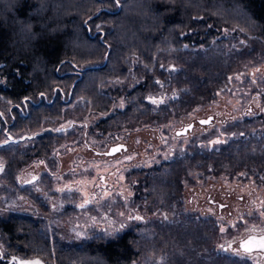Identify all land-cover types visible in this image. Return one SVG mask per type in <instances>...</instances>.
Wrapping results in <instances>:
<instances>
[{
  "label": "trees",
  "instance_id": "1",
  "mask_svg": "<svg viewBox=\"0 0 264 264\" xmlns=\"http://www.w3.org/2000/svg\"><path fill=\"white\" fill-rule=\"evenodd\" d=\"M232 33L264 43V0H0V133L35 142L42 157L63 134L61 122L72 119L69 109L84 101L99 117L82 122L85 139L117 138L124 127L132 134L139 123L129 127L113 109L125 94L127 114L145 110L156 120L164 93H151L150 82L160 54L224 45ZM134 71L141 77L130 90L114 86ZM0 230L5 254L54 264H133L140 257L132 230L66 248L43 239L28 218L0 220Z\"/></svg>",
  "mask_w": 264,
  "mask_h": 264
},
{
  "label": "rangeland",
  "instance_id": "2",
  "mask_svg": "<svg viewBox=\"0 0 264 264\" xmlns=\"http://www.w3.org/2000/svg\"><path fill=\"white\" fill-rule=\"evenodd\" d=\"M151 73L150 91L153 94L236 93L226 96L227 102L234 107L241 101L242 107L248 109L250 103L257 104L254 94H264V43L232 33L224 45L162 52ZM136 77L140 78L141 74L134 71L129 79L114 83V86H121L126 93L140 80ZM125 99L126 95L122 94L113 110L124 122L130 123L129 127L139 123L135 132L128 134L124 127L117 138L90 135L87 141L92 146L103 147L98 150H105L107 141L130 140V153L106 159L86 149L79 155L74 148L77 129L63 133L49 153L31 163L20 156L27 147L26 143H9L0 147V165L4 168L0 173V219L6 220L14 214L33 216L40 222L39 235L58 248L79 246L93 239L108 240L132 230L137 235L136 245L140 250L139 260L133 264H209L210 243L214 241L216 246L219 241L239 234V224H233L227 215L225 220H206L204 212H191L187 205L186 208L181 206L180 211L168 205L156 209L155 202L160 204L163 197L174 193L171 180L176 177V167H184L180 164L181 158L195 157L200 150L195 149L197 143L190 137L175 136L179 123L171 112L167 113L168 120H165L161 133L155 129L139 131L152 124L144 123L148 111L143 110L142 115L131 117L127 114ZM3 104L0 98L2 109ZM86 106L82 101L71 107L70 117L92 125L98 116ZM72 119H64L60 126H69ZM144 136L150 143L141 153L139 145ZM8 138L0 133V143ZM135 145L138 147L134 148ZM203 151L220 163L228 161L234 154L235 163L244 162L249 168L239 172L219 168L216 174L208 176L213 173L209 171L207 177L214 182L221 179L225 185H234L241 180L239 175L244 174L251 175V179L255 176L256 182L264 184L263 170L256 166L258 158L264 156L262 147L250 151L234 147H216L211 151L204 148ZM186 181L182 180L188 185ZM202 182L205 181L196 184L200 186ZM162 185L165 189H161ZM184 188L177 186V194L182 195ZM255 216L256 223L264 224L262 210ZM6 246L0 230V247L5 250Z\"/></svg>",
  "mask_w": 264,
  "mask_h": 264
},
{
  "label": "flooded vegetation",
  "instance_id": "3",
  "mask_svg": "<svg viewBox=\"0 0 264 264\" xmlns=\"http://www.w3.org/2000/svg\"><path fill=\"white\" fill-rule=\"evenodd\" d=\"M192 95L186 96L179 93L161 94V97L156 99L161 100V109L154 111L157 114V118L156 120L153 118L149 119L152 124L155 123L153 124L154 126L150 124V126L139 130L155 129V131H160L161 133V130L164 131L165 128L163 126L166 123L165 120H168L167 113L171 112L174 113V120L179 123L178 128L174 131L175 136L190 137L197 143L195 149L200 150L195 157L181 158L180 164H184V167L175 166L177 168L176 177L171 180L175 189L174 193L163 197L160 204L155 202L154 206L156 209L161 210V207L168 205L171 209L180 211L181 206L186 208L187 205L191 212H204L206 220H216L218 218L225 220L224 216L227 215V218H230L233 224H239V231L240 229L241 231L239 234H233L231 237L226 238L223 242L219 241L216 246H214V241L210 243L208 254L211 255V262L209 264H264V224H259L255 221V214L259 210L264 212V184L256 182L255 176L251 179V175L244 174L239 175L241 180L236 181L234 185H225L221 179L214 182L207 177L209 171H213V173H208V176L216 174V170L219 168L233 169L239 172L245 169L247 164L244 165V162L235 163L233 161V159H236L235 155L231 153H229L231 157L228 161L220 163L211 154L203 151L204 148L211 151L216 147H223V149L224 147H234L238 150L243 148V150L247 151L257 147L264 149V141L261 140V138L264 139V94H254L257 104L256 102L250 103L248 109H246V106L242 107L241 101L238 104L239 107L238 105L232 107L233 104L227 102L225 97L236 95V93H201ZM160 113L161 115H159ZM147 120L148 118H146ZM81 124L82 121L76 120L67 127L60 126L63 133L77 129L75 132L77 144L74 147L77 154L81 155L88 149L92 150L94 155L107 159L132 151L130 140L122 139H117V141L113 142L107 141L108 148L98 150L103 147L96 146V148L89 144L87 139L84 138ZM177 132H180V134H177ZM159 140H161V137ZM18 142L27 144V147L20 153L24 161L31 163L32 160L41 158L35 157V142ZM18 142L13 143L18 144ZM133 142L134 144L136 143L135 141ZM262 142L263 144H261ZM148 143L150 141L144 136L139 145L141 153L145 152ZM54 144H57L56 141ZM135 147L138 146L135 145ZM256 163L258 169L263 170L264 173V156L259 157ZM0 168H2V171L4 170L2 165H0ZM199 171L204 173L205 176L202 173L198 174ZM186 179L188 180L186 182H189L188 185L182 182V180L185 181ZM201 180L205 182L198 186L196 182ZM177 186H185L182 195L179 192V195L177 194ZM252 189L255 191H252ZM182 196H184L183 199ZM148 205H150V202ZM13 217L28 218L37 229L39 228L40 222L33 216L14 214L10 215L8 219ZM23 254L24 256L13 252L5 254L3 248L0 247V257L7 260V264H29V262H33V264H53L51 261H45L36 256H27L26 253Z\"/></svg>",
  "mask_w": 264,
  "mask_h": 264
},
{
  "label": "water",
  "instance_id": "4",
  "mask_svg": "<svg viewBox=\"0 0 264 264\" xmlns=\"http://www.w3.org/2000/svg\"><path fill=\"white\" fill-rule=\"evenodd\" d=\"M177 134H180V132H177ZM20 139H13L12 137H9L7 141L0 143V147L9 144L10 142H18ZM2 172V168H0V173ZM29 264H33V262H29ZM35 264V263H34Z\"/></svg>",
  "mask_w": 264,
  "mask_h": 264
}]
</instances>
